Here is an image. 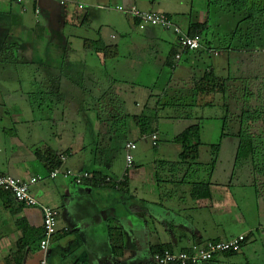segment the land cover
<instances>
[{"label":"crops","instance_id":"obj_1","mask_svg":"<svg viewBox=\"0 0 264 264\" xmlns=\"http://www.w3.org/2000/svg\"><path fill=\"white\" fill-rule=\"evenodd\" d=\"M260 3V9H264V0ZM119 6L172 16L187 32L192 24L202 25L199 30L202 48L181 52L174 33L157 27L141 30L135 20L117 11ZM250 8L254 9V3ZM248 10L247 7L238 12L232 0H67L65 6L58 0L23 3L0 0V19L4 15L9 17L7 23L0 24L3 28L0 37L4 38L0 44L8 50L14 47L16 53L12 58L22 61L21 64L34 61L36 55L41 63L33 80L18 78V72L24 77L30 74V69L0 68V175L23 179L43 176L45 179L33 187V194L42 206L62 208L64 228L59 227L58 220V234L47 254L48 264H155L152 255L157 247L180 251L194 243L228 241L238 236L234 228L240 222L253 232L264 225V164L248 160L252 163L246 171L251 173L252 180L246 185L228 180L234 178L235 170L229 171L227 180H214L223 154L229 148L237 163L242 134L253 138L259 153H264V82H255L253 72L262 68L250 57L238 58V54L243 55L242 45L252 41ZM244 24L245 30L238 35ZM86 42L114 46L118 57L105 59L103 53L89 50ZM234 45L243 48H234ZM126 54L149 59L154 62L152 66L157 63L159 77L167 74V68L173 72L162 87L151 86L150 92L161 90V104L176 97L171 103L176 106L182 103V108L215 107L227 116L230 109H236L233 131L222 130L221 137L222 134L224 137L210 180L203 174L202 166H196L192 181H186L183 164L166 168V164L171 163L167 158L155 162L161 163V170L166 173L181 172L183 179L176 180L174 176L173 180L164 179L168 176H160V170L155 173L156 165L153 172L145 174L139 141L148 144L150 136H142L135 118L143 114L152 116L158 106L153 104L152 94L142 110L137 109L140 108L138 103L136 109L126 103L113 105L112 100H117L122 88L110 79L105 66L117 63ZM177 54H181V59L172 68L169 63ZM182 61L184 63L179 64ZM232 62L233 67L242 65L244 69L232 70ZM138 68L135 75L145 70ZM121 69L115 66L114 77L125 75ZM208 74L214 78L213 94L198 95L196 84ZM257 77L264 79V71ZM31 82L37 86L38 107H95L96 112L75 118H41L33 127L23 111L13 117L6 110L29 104L26 96L19 101L4 99L5 94L13 91L24 92L23 86ZM252 109L259 111L258 119L244 126V115ZM183 116L187 117L188 112ZM177 117L173 119L177 121ZM79 123L84 124V128H79ZM157 125L156 120L154 133L160 140ZM114 138L120 142L112 156L105 142ZM63 139L70 142L65 146L55 144ZM128 141L138 146L131 169H127L125 160ZM46 152L68 154L62 169L98 172L102 177L127 183L116 188L91 183L76 185L63 177L50 181L46 177L49 170L37 155ZM117 155L119 158H115ZM207 181L211 197L202 198L195 184ZM2 197L0 195V264H39L43 258L39 248L43 224L41 207L16 204L10 210ZM22 220L24 227L18 224ZM247 242L248 239L239 253L224 254L202 264H237L242 258L249 264L251 245L247 246Z\"/></svg>","mask_w":264,"mask_h":264},{"label":"rangeland","instance_id":"obj_2","mask_svg":"<svg viewBox=\"0 0 264 264\" xmlns=\"http://www.w3.org/2000/svg\"><path fill=\"white\" fill-rule=\"evenodd\" d=\"M215 1V0H213ZM248 5V13L251 12L253 17L250 18L248 23L250 24L251 31L249 34L251 35L252 41L248 42L247 44L242 45L244 47L243 49V55L238 54V58H251L256 63L260 64L262 69L254 70V81L255 82H264V79H258V74L263 72L264 70V9L261 8L260 0H249ZM254 3V9L250 8L251 5ZM264 6V5H263ZM264 8V7H262ZM9 17L7 15H4L0 19V24L7 23V19ZM172 20L174 21L173 17L171 16ZM175 22V21H174ZM246 24L240 27L238 30V35L241 33V31L245 30ZM161 29V28H160ZM3 30L2 27H0V32ZM163 30V29H162ZM183 30V29H182ZM184 31V30H183ZM187 33V31H184ZM143 34V33H141ZM167 35H170L167 34ZM172 35V34H171ZM4 41L3 37H0V42ZM242 46H233L243 48ZM13 47V46H12ZM3 50V51H2ZM16 53V50L11 48L8 50L5 45L0 44V68L5 67L9 71L12 70H24V69H30V74H26L24 77L19 75L21 72H18V78L19 79H27V80H33L37 77L36 70L38 68H41V63L38 61V56L36 55V59L34 61H24V64H21L22 61H16L12 58L14 54ZM207 60L210 61L211 58L207 57ZM218 60V59H217ZM220 60H224L223 58ZM233 60V59H232ZM150 61L149 59H138L134 56V54H126L125 58L118 61L117 63L110 62L106 64V69L108 71V74L110 76L111 80H114L117 82V84H120L122 90L121 94L117 96V100L113 99V105L118 103H126L129 106H132L136 109V104H139L140 108L137 109H144L147 105L149 94H152L153 96L150 98H154L153 104L158 106L157 112H155L153 115L157 116L158 121V130H159V139L158 140V147L154 148L152 146L151 141L146 144L145 142L139 141L140 150L139 153H142V161L145 168V174L149 175V173L153 172L154 166L156 165V171L155 173L160 170V176H168L164 179H172L173 176L176 180L183 179V176L180 178L181 172L174 171L172 174V171H168L167 173L162 171V164L156 163L157 159L159 158H167L170 160L171 163L166 164V168L171 166L174 167L176 165V162H179V154L181 153V146L176 144L174 142V136L181 134L184 130H186L191 125H200L201 126V133L199 135V140L201 142L200 147V158L197 164H194L193 166H184L185 169V179L186 181H192L193 179V173L195 171L196 166L201 167V169L204 171L203 174L207 176L209 179L210 177V168L209 164L212 158L211 153V146L219 144L221 140V133L223 129H227L229 132H232L234 129V114L236 109H230L229 116L225 114L224 111H221L219 108L215 107H186L182 108L181 104L178 106L174 105H166L160 103V98L162 96L161 90L159 91H153L150 92L151 86H155V88L162 87L163 81L165 79H169L173 74L172 71H170L168 68L166 69L167 74L165 76L159 77V69L156 67L157 63ZM184 63V61L180 62L179 64ZM118 66L119 69H121V72H124V76L116 75L114 77V68L115 66ZM142 65V66H140ZM234 63L232 62V70L238 71L242 68V65H238V67H233ZM138 67H142L145 70H142L140 74H134ZM236 68V69H235ZM161 78V80H160ZM15 86V85H14ZM27 87V88H25ZM24 92L20 91H13L10 94H5L4 99L9 100L10 98L14 101H19L21 97L26 96L29 104L24 103L23 105H20V108H6V110L15 117V114L19 111H23L24 115L31 119V126H37L38 125V119L41 118H48V117H59V118H75L76 116L82 117L86 114L90 116L92 112H96L95 107H83L82 108H69L64 107L63 105H59L58 108H41L38 107V94H37V86L35 83L31 82V84H27L26 86H23ZM175 89V87H173ZM130 89L132 90V93H130ZM27 90H30L28 92ZM175 90H179L176 89ZM177 92H171V94H175ZM210 94H213L210 93ZM209 95V94H206ZM180 98V96L178 97ZM24 100H26L24 98ZM169 100V99H168ZM184 107V104H182ZM185 112H188V117H184ZM249 113L254 115H257L258 110H253ZM247 113V112H246ZM247 113V115L249 114ZM255 113V114H254ZM175 116H178L175 119H173ZM84 124L79 123V128H84ZM115 126V125H112ZM111 127V126H110ZM70 142V140L63 139L60 143L56 142L55 144H59L61 146H65ZM118 139L114 138L113 140H106L105 142V148H107L110 151V154L113 156V154H116L117 147L119 146ZM231 148H229V151L223 154L222 162L220 163V166L217 168L214 180H225L226 177H228L229 171H234L233 174H235L234 178H228V180H232L236 183L246 185L249 181L252 180L251 173L247 172L249 171V166H251V161H242V163L236 161L235 163V155H231L233 153H230ZM108 151V154H109ZM228 153V154H227ZM120 158H121V152H119ZM119 155L115 156V158H119ZM151 158H154L152 160ZM156 160V162H155ZM254 160L256 162H259L262 164L264 162V153L256 154V157H254ZM238 164V165H237ZM219 165V164H218ZM263 165V164H262ZM174 169V168H173ZM206 170V172H205ZM247 170V171H246ZM151 171V172H150ZM208 174V175H207ZM170 175V177H169ZM184 175V173H183ZM172 177V178H171ZM177 177V178H176ZM204 179V178H203ZM227 180V179H226ZM53 181V180H50ZM52 206V205H51ZM59 212V227L63 229L62 227L65 223V216L63 218L64 212L62 211V208L59 206L55 207ZM262 227H258L253 231H249L248 227L243 225L241 222L238 224L236 228H234L236 235L239 236L240 233H244L241 235H244L246 237V241L248 239V242L246 243L247 246L251 245L250 247V254H249V264H264V234L262 232L264 229V225H261ZM259 230V233L258 231ZM237 237V236H236ZM245 243L243 244V246ZM243 249V247H242ZM242 251V250H241ZM245 252V251H244ZM76 254V252H75ZM78 254V252H77ZM242 255V254H240ZM237 264H246L245 260L242 258V260Z\"/></svg>","mask_w":264,"mask_h":264},{"label":"built area","instance_id":"obj_3","mask_svg":"<svg viewBox=\"0 0 264 264\" xmlns=\"http://www.w3.org/2000/svg\"><path fill=\"white\" fill-rule=\"evenodd\" d=\"M16 3H23L29 0H11ZM41 1V0H32ZM62 6L67 5V0H58ZM80 8H84V5H80ZM117 11L132 18L137 22L138 27L141 30H145L147 27H157L165 31L174 33L178 38V44L181 52L185 51H197L202 48V40L199 34L194 36L185 33L181 27H179L168 15L155 11H142L136 7H117ZM176 59H181V54L176 55ZM150 141L153 147L158 146V135L154 133L150 136ZM137 143L128 141L125 144V160L127 169H131L134 166V154L137 150ZM67 155L63 154L59 156V159L63 162L67 161ZM93 174L88 171L76 172L70 169H62L61 167L55 168L46 176L49 180H56L60 177L69 178L74 183L80 185L86 180L93 179ZM43 176L32 177L29 179H23L13 177L10 175H0V192L11 193L14 198L25 207H41L43 213L42 224V237L39 241V248L43 254L42 260L39 264L47 263V254L52 245L53 239L58 232V220L59 213L57 210L51 207L42 206L33 194V187L40 181L44 180ZM100 182L104 184L114 185L116 188H120L122 180H115L112 177H102ZM246 241L244 235H239L228 241L208 242L206 244L194 243L189 248L173 251L164 250L152 255L155 264H202L213 262L219 256L224 254H235L242 250L243 244Z\"/></svg>","mask_w":264,"mask_h":264},{"label":"trees","instance_id":"obj_4","mask_svg":"<svg viewBox=\"0 0 264 264\" xmlns=\"http://www.w3.org/2000/svg\"><path fill=\"white\" fill-rule=\"evenodd\" d=\"M249 2H250L249 0H232V4L235 6V8L237 9L238 12L244 11V9H246L248 7ZM248 15H249V18L253 17L251 12H249ZM202 28L203 27L200 24H192L190 32H187V33L191 36H194L196 34L200 35L199 30H201ZM86 43H87L86 47L89 50L93 51L94 53H103L105 59H115L118 57V51L115 49L114 46H106L104 43L99 44L98 42H86ZM176 64H177V59H176V55H174L173 59H171V62L169 63V66L170 67L172 66V68H174L176 66ZM213 85H214V78L212 77V75L208 74L206 77L202 78L199 82H197L196 89H195L196 93L198 95L199 94L200 95L210 94L213 92V89H214ZM167 95L169 96V94H167ZM175 98L176 97H174L172 99L170 98L169 99L170 101L168 103H166V105L174 104L171 102ZM256 119H258V114L254 115V117H253L252 113H249L247 116L244 115L243 125L247 126L251 122L255 123L257 121ZM156 120H157L156 115L151 116V115H147V114H143V115L135 118L136 124L139 126L140 132H141L143 137H145L147 135L151 136L154 134L156 129L153 127V122ZM200 133H201V126L200 125H198V124L191 125L174 139V142H176V144L181 146V153L179 154V162L176 163V165L177 164H183L184 166L185 165L193 166L194 164L198 163L199 158H200V147H201V142L199 140ZM222 137H224V134H222ZM222 137H221V139H222ZM149 139H150V137H149ZM156 147H154V148H156ZM220 148H221V140H220L219 144L211 146L212 158H211V161L209 164V168L211 170L210 174H212V171L214 170V168L218 162ZM259 151L260 150L258 149L256 141L253 140V138H251V137L249 138V136L242 134L241 139H240V147H239V151H238V155H237V161L242 162L245 160L246 161L252 160L253 163L260 164L259 163L260 161L256 162L254 160V157H256V154H260ZM37 155H38L39 159L45 164V167L49 170V172L55 168L61 167V165H62V161L59 159L60 154L56 155L54 153L46 152L43 154L37 153ZM61 155H63V154H61ZM66 155H68V154H66ZM262 164H264V162ZM88 172H90V171H88ZM90 173L94 175L93 179L86 180L80 185H83L84 183H91V184L96 185V186L111 185V184H104V183L100 182V179H102L101 173H98V172H90ZM210 177H211V175H210ZM71 181L74 183L73 180H71ZM126 183L127 182L124 181V183L122 185L125 186ZM74 184H76V183H74ZM76 185H78V184H76ZM122 185L120 187H122ZM195 189L198 191V194H200V197L201 196H202V198L211 197L210 182L207 181V182H202L200 184L196 183ZM0 195L3 196L2 198L4 199V203H5V206L7 209L11 210V208H13L12 206H15L16 204H19L21 207H25L22 204H20L19 202H17V200L14 198V196L11 193L0 192ZM13 211H14V209H13ZM23 223H24V221L22 220V221H19L18 224H19V226L24 227V226H22ZM57 234H58V232H57ZM167 249L173 250L170 247H157L154 249L153 254L162 252V251L167 250Z\"/></svg>","mask_w":264,"mask_h":264}]
</instances>
